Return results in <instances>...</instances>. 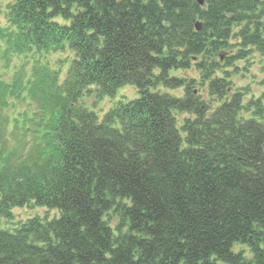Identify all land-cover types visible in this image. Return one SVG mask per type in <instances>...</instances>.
Wrapping results in <instances>:
<instances>
[{
  "label": "trees",
  "instance_id": "1",
  "mask_svg": "<svg viewBox=\"0 0 264 264\" xmlns=\"http://www.w3.org/2000/svg\"><path fill=\"white\" fill-rule=\"evenodd\" d=\"M262 5L14 0L0 58L34 64L0 78V214L13 223L0 228V264H264V105L245 106L243 92L214 74L247 47L264 54ZM240 24V49L227 56ZM66 47L74 55L60 83L46 57ZM192 66L216 107L196 95L194 79L171 75ZM126 85L138 96L102 116L79 103L91 86L100 98ZM159 85L183 96L151 92ZM13 96L37 103L33 131L31 109L4 122ZM181 112L192 117L178 126ZM16 135L33 140L11 150ZM29 204L59 215L14 222L10 210Z\"/></svg>",
  "mask_w": 264,
  "mask_h": 264
},
{
  "label": "rangeland",
  "instance_id": "2",
  "mask_svg": "<svg viewBox=\"0 0 264 264\" xmlns=\"http://www.w3.org/2000/svg\"><path fill=\"white\" fill-rule=\"evenodd\" d=\"M263 2L264 7V0ZM14 3V0H0V25L6 26L9 22L8 14L9 7L11 4ZM263 27H264V17L260 19ZM59 22L64 23L59 19ZM243 24L236 25L232 29V37L230 38L229 42L232 45L231 48L228 49L227 54H237L238 50L240 49L241 37L238 36V32L240 28H242ZM4 42H0V50L4 51L5 48L3 47ZM249 53L242 59L236 60L232 67H227L226 69L217 70L214 74L217 76H227L228 81L230 82L231 88L233 91L240 90L243 92V104L246 106L250 101H256L258 99L262 100L264 105V54L258 51L255 47H247ZM3 52L0 51V55ZM14 55V54H13ZM74 53L68 49L67 47L63 50L55 51L49 54L46 57V62L52 68L53 71L56 73V80L60 83H63L69 66V61L73 57ZM8 55L2 60L0 58V78H6L7 81H10L11 75L8 77L5 72L14 73L17 69L14 68V65L22 66V70H28L33 63L29 57H20L18 58L16 55L7 58ZM1 57V56H0ZM9 57V56H8ZM8 59V61H7ZM224 57L217 58V62L223 64ZM2 64V65H1ZM9 64V66H7ZM13 65V67L10 66ZM24 66V68H23ZM7 67V68H6ZM5 68V69H4ZM172 76H178L182 78H186L189 80H195L193 83L194 91L196 95L200 96L203 100L208 102L212 108L216 107L219 104V99L215 96H210L207 91V82H203V77L199 70L196 69L195 66H192L186 70H178L171 72ZM4 80V79H3ZM95 87L91 86L83 91L81 97L79 98L80 105L86 107L87 109L94 111L99 116H102L105 112H107L110 108L114 107L119 103H127L132 99H135L138 96L137 90L130 85H126L121 87L113 97L104 96V97H97L95 94ZM151 92H158V93H168L172 96H183V89L180 88L178 90L174 89H167L161 85L151 89ZM14 103L12 106L5 105V108L2 111L7 117L3 120H9L10 118H14L17 115H21V113H25L29 109L34 111V115L36 119L33 123L32 131L35 129V124H39V117L38 113L40 110L37 106L35 101H27L21 100L18 96H13ZM36 99V97H34ZM33 104V105H32ZM9 107V108H8ZM36 108V109H35ZM251 111H243L241 115L244 118H248L251 116ZM178 126L181 122L188 118L192 117V115L188 113H178L177 114ZM11 129V125L9 127ZM22 134V132H20ZM24 135V133H23ZM13 139L10 140L9 145L11 146V150H16L22 146V142L33 140L32 137L19 139L18 135L12 136ZM3 145L8 144L7 141L5 143L4 139H0ZM34 144V141H33ZM27 148V147H26ZM30 148V147H29ZM124 203L128 204V200H123ZM11 214L14 216V222H18L20 220H24L29 217L40 216L42 218L51 219L52 217H56L59 215V211L56 209H51L48 207L29 204L25 207H15L10 210ZM106 219L109 221V224L112 228H115L118 224V217L112 211L108 213ZM13 223H9L5 218L4 214H0V228L11 227ZM236 250L242 252L243 255L249 256V250L245 246H236Z\"/></svg>",
  "mask_w": 264,
  "mask_h": 264
},
{
  "label": "water",
  "instance_id": "3",
  "mask_svg": "<svg viewBox=\"0 0 264 264\" xmlns=\"http://www.w3.org/2000/svg\"><path fill=\"white\" fill-rule=\"evenodd\" d=\"M199 4H202L203 3V0H197ZM201 27V24L199 22L196 23V28L197 30L200 29Z\"/></svg>",
  "mask_w": 264,
  "mask_h": 264
}]
</instances>
